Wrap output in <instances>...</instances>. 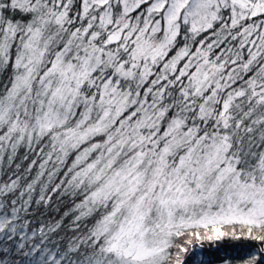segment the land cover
Masks as SVG:
<instances>
[{
	"label": "snow or ice",
	"instance_id": "1",
	"mask_svg": "<svg viewBox=\"0 0 264 264\" xmlns=\"http://www.w3.org/2000/svg\"><path fill=\"white\" fill-rule=\"evenodd\" d=\"M0 73V264H264V0H0Z\"/></svg>",
	"mask_w": 264,
	"mask_h": 264
},
{
	"label": "trees",
	"instance_id": "2",
	"mask_svg": "<svg viewBox=\"0 0 264 264\" xmlns=\"http://www.w3.org/2000/svg\"><path fill=\"white\" fill-rule=\"evenodd\" d=\"M7 79V73H0V84H2ZM69 203V202H66ZM205 247H208V244H205ZM212 247H215V245H212ZM258 247L257 244H254L253 242H248L247 245L238 248H225L223 252L220 253L221 256H231L233 259L227 260L225 259L223 261V264H242V261L239 259L240 256L245 255L246 251H255Z\"/></svg>",
	"mask_w": 264,
	"mask_h": 264
}]
</instances>
